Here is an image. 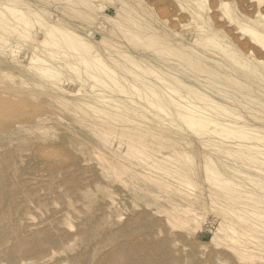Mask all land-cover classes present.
<instances>
[{
    "label": "rangeland",
    "instance_id": "374dc122",
    "mask_svg": "<svg viewBox=\"0 0 264 264\" xmlns=\"http://www.w3.org/2000/svg\"><path fill=\"white\" fill-rule=\"evenodd\" d=\"M199 1L203 7L190 0H0V35L10 43L2 47L0 41V264H264V221L242 210H264V203L233 196V189L225 191L207 176V169L215 168L232 180L236 190L263 201L264 186L254 183L264 182V168L227 153L223 143L227 139L194 133L185 121L172 116L171 105L162 112L147 102L157 99L120 64L122 60L147 64L124 58L123 50L145 58L160 72L179 62L184 67L178 73L181 78L235 108L248 124L264 127L263 121L251 117L264 116L259 106L264 102V80L256 69L233 59L250 60L264 73V47L222 9L226 2L233 17L249 24L258 18L264 22V0ZM31 10L42 16V22L56 23L93 42L106 64L118 72L124 91L104 73L97 75L105 83L95 82L83 66L79 67L86 82H81L66 67L62 54L77 56L75 49L62 41L46 47L38 44L44 37L41 21H31L32 39L17 35ZM212 30L237 55L220 51L215 55L207 46L193 43ZM100 37L108 46L96 43ZM171 46L195 49L205 58L198 61L195 56L171 53ZM35 54L46 62L31 64ZM41 66L60 69L64 91L38 71ZM143 76L154 80L151 74ZM126 80L140 87L139 92ZM98 93L122 99L128 108L98 102ZM96 125L111 129L112 151ZM125 133L135 140L143 137L139 141L148 158L125 154V144H118ZM173 148L187 154L176 152L173 172L148 166L151 155H175ZM110 161L126 169L115 173ZM172 216L186 222H176ZM216 230L222 239L218 245L211 240ZM231 246L255 259H239Z\"/></svg>",
    "mask_w": 264,
    "mask_h": 264
},
{
    "label": "bare ground",
    "instance_id": "6f19581e",
    "mask_svg": "<svg viewBox=\"0 0 264 264\" xmlns=\"http://www.w3.org/2000/svg\"><path fill=\"white\" fill-rule=\"evenodd\" d=\"M190 3H192V4L195 3V4L201 5V7H203V3L199 0H190ZM222 9L232 20L237 22L247 32H250L252 34L253 39L256 40L257 42H259L264 47V22H262L258 18L256 21H253V24H249L247 22H244L243 20H241L238 17H233L231 14L232 9L230 8L228 3H226V2L223 3ZM10 11L15 14L16 18H19V19L21 18V15L16 14L15 11H13V9H10ZM192 14L194 16H197V13L194 10L192 11ZM258 15H260V13ZM42 19H43L42 16L39 15L38 12L32 11V10L30 12L28 11L27 22L23 20L24 25L22 24L23 25L22 28L17 30V35L24 37V38L27 37V38L32 39V34L30 33L28 27H29L31 21H37L38 23H40L39 21H41V26L44 30V37L42 39L38 40V44L43 46V47H46V45H49V46L50 45H57L59 42L62 41L66 45H68L69 47H72L73 49H75L77 51L76 52L77 56H75V55L69 56L68 53H66L65 51H62V54H63L64 60H65L64 64L66 65V67H68L69 69H72L76 73L77 78L81 82H86V79H84L82 76V69L80 68L83 66V68L85 69V71H84L85 74L89 75L90 78H93L95 80V82H103V80H101L99 78V75H97V74L98 73H104L106 76H108L110 78L111 82H113L116 86L117 85H119L120 87L122 86V84H120L119 80H118V72H116V70L114 68H112L106 64L103 56L99 53L98 49L94 46L93 42H91L87 38H84L83 36L75 33L76 31L73 32L71 29L60 26V25L53 23V22H46V21L42 22ZM113 21H115V20L113 19ZM101 25L102 26L100 27V29L102 31H103V29H106V26L104 23H102ZM260 26H262V28ZM26 33H27V35H26ZM88 36L93 38V35L91 32L88 33ZM218 36L219 35L215 31L212 30V31H209L208 33L204 34L202 38H195L193 40V43L196 45L207 46L208 48H210V50L215 55L217 54L218 51H220L221 54H223V55H228V56L237 55V52L233 48L228 47L229 46L228 44H222L220 41H218L217 40ZM0 41L3 44L2 47H8L10 44L8 41V37L2 36V35H0ZM95 41H96V43H99L103 46L107 45V41L103 37L102 38L100 37V39H97ZM58 48L59 47H57V51L59 50ZM111 48L113 49V47H111ZM186 48L187 47L176 48V47L171 46L172 51H170V50L169 51L171 53H174V54L183 55L184 57H185V55H188L187 56L188 58H190V56H192V57L195 56V58L198 61H201L202 59L205 58L204 54L199 53V51H197L195 49H191V48L189 51V50H186ZM9 49L12 51L11 47H9ZM113 50L115 51L116 54H118L116 52L117 50H115V49H113ZM78 51H79V53H78ZM80 51L85 52L87 54V57L84 56L85 53L82 54ZM120 53L124 58H127V57L130 58L131 57V58H135V60L136 59L139 60L140 62H147V64H144V63H137V62H127L125 60H122L124 62L120 63L122 65L121 66L122 69H124L127 73H129L130 75L134 76L135 78H137L139 80V82L141 83V86L143 87V89L146 93L150 94L155 99H157V103L150 102L151 100H149L147 102H149L150 104H155V106L157 105L158 109L162 112H165V109L167 108V104L171 105L173 110H174L172 113V116L175 118L178 117V118L182 119L183 121H185L186 124L191 129H193L194 133H196L198 135L215 136V137H218L219 139L221 138L222 140L227 139L225 142H223L226 144V149H227L226 152L227 153H229L230 155H236V156L239 155L242 158L248 159L252 163V165L257 167L259 170H261V168H264V127L263 126H254V125L248 124L247 121H245L243 115L240 112H238L235 108H233L231 106H226V105L214 100L213 98L207 96L206 94H203L197 88L192 86L188 81L181 78L178 73L181 72V67H183V65L180 64L179 62L178 63L177 62L172 63L173 65H171V66L165 65L166 66L165 71L160 72V70L158 68H156L154 64L150 63L149 61L144 60L145 58L144 59L143 58L138 59V58L132 56L129 52L124 51V50L122 52L120 51ZM196 53H198V54H196ZM39 54H40V52H39ZM49 54H55V53L50 52ZM63 57H61V58H63ZM68 57H72L73 61H71V60L67 61L66 59ZM209 59L212 62H217V60L214 57H209ZM233 59H234L235 63H237L241 66L251 68L252 70L256 69L259 77L264 80V73L252 61L243 60V62H239L235 56H233ZM112 60L118 61V59H116V58H112ZM128 60H131V59H128ZM193 60H194V58H193ZM29 61L31 64H37V63L46 62V59H43L39 55L35 54V55L30 57ZM128 65H129V67H128ZM92 68H93V71H90V69H92ZM80 69H81V72H80ZM172 70H174L175 72H173ZM38 71L46 79H48L54 87H56L57 89H60L62 91L65 90V89L63 90L62 87L60 86L62 72L60 71L59 68L52 67V66H41L38 68ZM183 71H184V74L187 76V78H191L190 75L188 73H186L185 70H183ZM144 74H151L152 76H154V80L146 78L145 76H143ZM208 75H211V74L208 72ZM214 75H216V73H214ZM192 79L197 80V81L199 80V83L200 82L202 83V81H203V80L197 79V78H192ZM126 81L128 84H130V82H128V80H126ZM103 83H105V82H103ZM130 86H132L134 88V91L136 93L139 92L140 87L133 86V84H130ZM181 87L185 88V90L181 91L179 89ZM120 91L121 92L124 91L123 87L120 88ZM69 93H71V92H69ZM96 95H97V97H95V100L98 102L114 106L117 109H120L121 107H125L126 109L128 108L125 105L124 100H122V99H117L115 97H110V96L107 97V96L102 95L101 93H98ZM231 96L232 95H228L227 98H231ZM256 99L258 100V98H256ZM84 103L91 105L88 102H84ZM259 106L264 109V102L259 101ZM101 110L102 109H100V110L95 109L94 112L104 113ZM134 112H135V110H134ZM186 116H187V120H186ZM251 117H253L254 119H256L258 121L264 122V116L258 117L255 115H251ZM37 118H38V120L43 119L41 116H38ZM96 127L98 128V130H100L101 139L104 142L105 146L108 147L112 151V149H114V148L111 147L112 146V140H110L111 139L110 135L112 132L111 129L105 128L103 125H100V126L96 125ZM123 135L125 138H123ZM123 135L122 134L120 135L118 144H119V146H121L122 144H125V146H126V149L124 150L125 154L131 155L133 157H136V158L142 159V160L149 157V153L143 148V147H145L144 143L139 141V140L143 139L142 136H136L137 139L135 140V139H133L131 134L125 133ZM204 140H206V139H204ZM218 143L221 145V141H218ZM203 144H205V143H203ZM149 151H152V150L149 149ZM173 151L175 153L177 152V153H181L183 155H186V157H187V154H184L182 151H179V149L175 150V148H173ZM177 153L175 155L172 153H169L166 155L165 154H161V155L157 154L158 157L156 155H151L150 156L151 157V163H148V166L152 167V168H158L159 170H161L164 173H171V172H173L172 170H174V167L172 165L175 163V161H178V158L176 157ZM97 157L104 160V161L106 160L105 157H103V154H101L99 152L97 153ZM110 166H111V170H113L115 173H117L116 171L121 169V168L126 169L125 166L120 165L114 161H110ZM207 176H208V179H210V181L212 180L211 182L213 184H216V186H218L219 188H222L225 191L233 189L234 190L233 196L243 197V198L250 199V200L252 199L256 202L264 203V199H263V201H261L260 200L261 198H259V196L256 194H254V195L252 193L245 194V192L244 193L240 192V190L238 188L236 190L235 189L236 187H234V186L232 187V185H233L232 180L227 178V177L222 176V174L219 172V170H217L215 168H208L207 169ZM158 182L161 183V181H158ZM254 184L257 186H259L260 184L262 185V187L264 186V182H258V183H254ZM242 210L247 212V213H251V215L254 218H257V219L264 221V210H257V209H254V210L242 209ZM79 211H82V210H79ZM5 214H4V216H5ZM69 214H71V213L69 212ZM237 215L242 219H246V216H242V215H245V214H242V212L237 213ZM172 217L175 219L176 222H179V223H181V222L185 223L186 222L185 219L179 218L177 216H172ZM137 220H139V219H137ZM3 227H4V225H3ZM107 227H109V226H107ZM221 228H224L223 225L221 226ZM217 230H220V229L218 228ZM217 230L214 233V236L212 237L211 240L214 241L218 245V244L222 243V239L219 238V236L217 234ZM233 231H234V229H233ZM4 233H5V231H4ZM246 233H248L247 230H246ZM10 235L11 234H9V236ZM249 235H251V234H249ZM125 238H127V237H125ZM29 242L30 241H28V243ZM126 242H124V243L126 244ZM147 242L149 244V241H147ZM150 242H152V241L150 240ZM153 242L155 243V241H153ZM117 245H119V244H117ZM238 245L241 246L240 243ZM24 248H23V250H24ZM119 248H121V247L119 246ZM36 249L37 248H35V250ZM231 249L234 252V254L241 260H254L255 259V256L252 253L246 252L245 250H243L239 247L237 248V247L231 246ZM28 251H30V250H28ZM20 252H24V251H20ZM38 255H39V253H38ZM8 260H9V258H8ZM9 261H11V260H9ZM60 262H62V261H60ZM35 264H37V263H35Z\"/></svg>",
    "mask_w": 264,
    "mask_h": 264
}]
</instances>
